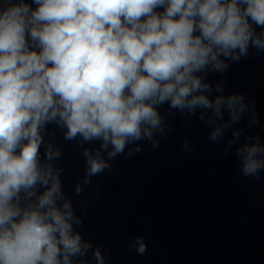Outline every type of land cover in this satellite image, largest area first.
Listing matches in <instances>:
<instances>
[{"label":"clouds","instance_id":"obj_1","mask_svg":"<svg viewBox=\"0 0 264 264\" xmlns=\"http://www.w3.org/2000/svg\"><path fill=\"white\" fill-rule=\"evenodd\" d=\"M252 50L264 53V0H0V264H105L78 230L49 125L82 149L83 185L144 141L159 148L177 112L210 141L230 133L222 155L259 179L264 142L237 127L259 123L255 101L208 79ZM128 247L147 251L141 236Z\"/></svg>","mask_w":264,"mask_h":264},{"label":"water","instance_id":"obj_2","mask_svg":"<svg viewBox=\"0 0 264 264\" xmlns=\"http://www.w3.org/2000/svg\"><path fill=\"white\" fill-rule=\"evenodd\" d=\"M252 52L238 63L229 61L224 75L210 73L208 79L213 85L227 80L226 93L241 92L255 101L259 123L249 132L245 117L237 127L264 142V53ZM160 111L167 112V105ZM170 120L168 135L157 136L159 148L142 142V152L117 157L111 171L88 185L78 142L65 141L63 131L49 125L45 138L62 151L55 164L64 170V192L83 221L78 230L108 250L105 264H264V171L257 180L244 177L234 150L222 155L230 133L213 142L197 117L191 127L179 112ZM185 138L193 151L182 150ZM41 153L43 158V148ZM78 181L83 191L76 195ZM136 236L147 245L143 255L128 247Z\"/></svg>","mask_w":264,"mask_h":264}]
</instances>
